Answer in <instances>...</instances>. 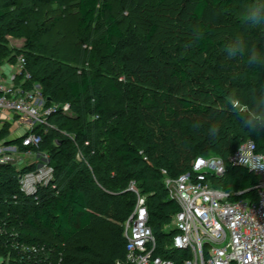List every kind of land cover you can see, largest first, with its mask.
<instances>
[{"label": "trees", "instance_id": "trees-1", "mask_svg": "<svg viewBox=\"0 0 264 264\" xmlns=\"http://www.w3.org/2000/svg\"><path fill=\"white\" fill-rule=\"evenodd\" d=\"M18 1L0 0V62L15 63L23 55L31 74L26 87L38 84L46 104L67 102L71 112L53 113V127L31 129L41 136L38 150L48 155L55 188L41 187L36 198L26 196L18 175L36 165L17 172L12 163L0 164V225L13 228L19 244L51 248V264H126L123 223L135 204L129 182L134 180L145 195L148 223L161 243L174 233L163 228L179 209L164 178L190 170L199 155L214 154L226 163L222 176L208 177L211 186L229 193L230 200L258 199L256 175L227 159L247 139L264 151V31L253 25L263 18L238 17L233 26L239 50L221 52L216 65L194 75L163 42L152 46L159 26L155 13H147L149 26L140 32L122 25L109 0H77V29L102 28L97 53L87 51L94 61L88 72L76 65L83 56L79 45L87 40L76 35L64 44L62 37L55 38L54 24L62 17L50 6L60 8L65 1L22 0L17 9ZM145 1L132 4L135 13L148 7ZM232 2L173 0L170 24L192 42L193 53L203 56L224 45L216 34L226 23L222 11ZM12 7L13 19L21 25L4 33ZM32 19L35 27L23 25ZM6 35L23 39V47L10 48ZM186 83L191 89L183 93ZM139 86L161 91L159 104H143ZM11 126V121L0 122V139L24 149L20 138H9ZM172 133L186 149L182 156L172 151ZM78 148L83 150L80 161L75 159ZM7 235L1 231L0 258L26 264Z\"/></svg>", "mask_w": 264, "mask_h": 264}, {"label": "built area", "instance_id": "built-area-1", "mask_svg": "<svg viewBox=\"0 0 264 264\" xmlns=\"http://www.w3.org/2000/svg\"><path fill=\"white\" fill-rule=\"evenodd\" d=\"M30 79L25 58L19 55L7 78L0 80V119L10 121V114L28 122L23 133L17 128L23 151L18 145L0 147V152L7 150L1 153L0 164L12 163L19 154L38 159L33 170L18 175L20 191L36 198L39 188H55L54 169L48 155L38 150L41 136L31 129L53 127L51 115L57 111L69 114L70 105L46 104L38 84L26 87ZM227 162L256 175L258 199L230 200L229 193L211 186L208 177L222 176L226 163L219 156L199 155L190 170L177 178H164L168 195L179 209L163 228L165 232L174 229V233L161 243L148 223L145 195L134 180L129 182L127 190L135 195V204L123 223L126 264H178L179 260L180 264H264V151H257L254 141L247 139L228 156ZM21 246L26 264H51V248L43 244Z\"/></svg>", "mask_w": 264, "mask_h": 264}, {"label": "rangeland", "instance_id": "rangeland-1", "mask_svg": "<svg viewBox=\"0 0 264 264\" xmlns=\"http://www.w3.org/2000/svg\"><path fill=\"white\" fill-rule=\"evenodd\" d=\"M65 4L62 5L60 8L53 4L50 7L52 9H57L62 17L61 21L56 22L54 24V30L58 31V34L55 38L62 37V40H64V44H67L71 42L74 37L77 35L79 38H85L87 42H83V44L79 45V49L81 51L80 61L76 63V65L80 69H84L88 72L92 71L91 63H94V61L89 57L90 53L87 52L90 50L93 53H97L99 49V36L102 33V28L99 24H95L91 26L86 32H83L81 30L77 29V12H76V2L77 0H64ZM112 4L113 13L119 18L123 26H127L128 24H131L135 26L140 32L146 31L148 28V16L147 13L154 14V18L156 22H158V30L155 34V37L152 41V46L155 48L156 45L160 42H163L173 53L176 55V57L183 58L184 63L186 64L187 69L194 75L201 74V71L205 69L209 65H216L217 64V57L220 56V53L223 54L225 52H228V55L231 54L230 51L232 49L237 48L238 42L235 41L236 39V29L234 28V21L240 17L241 15H247V16H253V13L255 15H259L261 18H263L261 21H256L253 25L261 27L264 31V0H254L253 2L248 3L247 0H233L231 5L224 11L225 17H226V23L220 27L216 34L217 40H223L224 45L219 49L211 50L210 52H207L205 55H197L193 53L192 50V42L187 40V36L183 35L182 33H178L175 29L172 28L170 22L172 18V14L174 12V6H173V0H166L162 5H158L159 0H146L145 2L148 4L147 8H143L140 13H135L133 10L132 4L136 2L137 0H109ZM24 4V1L19 0L18 4L16 5V8L22 6ZM158 5V6H157ZM256 6L254 8L253 6ZM154 7L156 9H154ZM14 8H10L8 10L7 17L5 18L6 22V28L4 33H6L8 30L13 29L15 27H18L21 25L17 20L13 19L12 12ZM148 10V11H147ZM24 26L30 27V26H36L35 21L32 19L29 22H24ZM197 23H192L193 27H196ZM13 27V28H12ZM59 33H61V36H59ZM6 39L8 42H11L10 48H22L23 47V39L13 38L8 35H6ZM84 44H87L88 48L84 47ZM51 45V44H50ZM65 47V46H64ZM67 47V45H66ZM2 62H0L1 66ZM4 72L6 71L5 68H3ZM120 79H123L122 77ZM184 92L186 93L191 89L190 84L186 83L183 86ZM138 92L142 94V100L141 102L145 105H157L159 104V95L162 97V92L157 90L153 87H141L139 86ZM158 94V97H157ZM165 107H162L163 115H165ZM71 114V112L69 113ZM66 114V115H69ZM12 118L14 120L17 119L14 115H12ZM12 119V120H13ZM2 121H8L6 119H0V122ZM25 128H22V133L25 131ZM44 131H46L44 129ZM96 131V130H95ZM174 133V132H173ZM172 133V134H173ZM20 134V131L17 132V130L14 127H10L9 129V138H17ZM174 145H173V152L176 156H182L186 149L181 144L179 138L174 135ZM45 138V136H44ZM7 139V138H6ZM5 139H0V147H4L7 144L4 143ZM45 145L47 148L50 143L45 142ZM20 151H23L22 149L18 148ZM2 152H7L6 149L1 150L0 155ZM15 153H13L14 155ZM214 155V154H213ZM30 156H34V154H31ZM75 159L77 161H80L83 159V150L81 148H78V151L75 152ZM38 159L36 158H26L21 157L20 154L15 155L14 159L12 160L13 166H15L16 171L19 172L23 167L25 166H31L32 164H36ZM4 230L8 231V242H10V246H12L14 249H17L21 254L23 246L17 242L16 236L14 235L15 232L13 228L6 227L5 229L0 225V234L1 231L4 232ZM26 244V243H25ZM19 260L22 261V255H19ZM51 256V255H50ZM7 259L0 258V264H8Z\"/></svg>", "mask_w": 264, "mask_h": 264}, {"label": "crops", "instance_id": "crops-1", "mask_svg": "<svg viewBox=\"0 0 264 264\" xmlns=\"http://www.w3.org/2000/svg\"><path fill=\"white\" fill-rule=\"evenodd\" d=\"M9 44L11 45V42H9ZM12 64H14V63L8 61V59H5V60L2 61V64L0 66V80H5L7 78L8 73L10 71V67H11ZM3 68L6 69L5 72H4ZM8 117H9V120L11 121V123H12V127H14L17 130V132H18L17 128H19V130L22 131V128H24V124L28 123L27 120L21 119V118H17L16 120H14L12 118V115H10V114L8 115ZM17 124L18 125L20 124V126L18 127Z\"/></svg>", "mask_w": 264, "mask_h": 264}, {"label": "clouds", "instance_id": "clouds-1", "mask_svg": "<svg viewBox=\"0 0 264 264\" xmlns=\"http://www.w3.org/2000/svg\"><path fill=\"white\" fill-rule=\"evenodd\" d=\"M255 15V13H253V16ZM237 50H239V49H232V51H233V54H235V51H237ZM253 59H255V57H253Z\"/></svg>", "mask_w": 264, "mask_h": 264}]
</instances>
